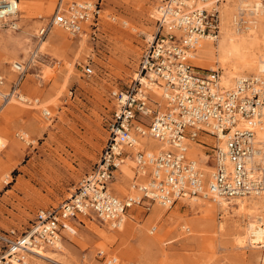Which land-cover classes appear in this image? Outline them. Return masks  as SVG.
Here are the masks:
<instances>
[{
	"label": "rangeland",
	"instance_id": "374dc122",
	"mask_svg": "<svg viewBox=\"0 0 264 264\" xmlns=\"http://www.w3.org/2000/svg\"><path fill=\"white\" fill-rule=\"evenodd\" d=\"M90 1L100 9L99 17L95 26L84 23L77 35L55 25L38 42L37 31L59 0H19L17 27L0 26V89L7 91L18 77L13 61L27 64L19 84L26 101L12 97L1 106L0 99V232H23L38 209L59 205L92 168L107 138L109 93L130 83L146 36L154 33L151 15L159 0ZM223 2L232 9L231 0ZM259 18L264 26V14ZM37 48L36 62L29 63ZM198 63L222 72L215 52L205 51ZM87 66L89 74L83 70ZM149 140L141 143L153 153ZM193 146L201 163V147ZM132 166L127 160L112 184L119 196L135 193ZM229 202L226 210L208 196L180 199L170 207L154 203L148 211L133 206L123 231L82 218L74 234L63 233L61 249L45 245L41 255L26 257L30 264H105L97 254L101 250L115 258L114 264H264L261 243L243 246L235 240L242 232L234 226L235 201ZM4 247L0 243V252ZM52 251V259L41 257Z\"/></svg>",
	"mask_w": 264,
	"mask_h": 264
},
{
	"label": "built area",
	"instance_id": "2783aa9c",
	"mask_svg": "<svg viewBox=\"0 0 264 264\" xmlns=\"http://www.w3.org/2000/svg\"><path fill=\"white\" fill-rule=\"evenodd\" d=\"M198 1L201 5L159 0L155 30L141 52L135 76L126 87L109 93L107 138L98 159L68 197L55 207L38 209L23 232H0L5 246L0 264H30L26 257L30 248H56L63 233L76 232L82 218L117 228L133 206L148 211L154 203L170 207L180 199L205 196L229 202L264 192V65L229 88L219 83L218 69L194 66L191 60L200 39L218 35L222 0ZM17 2L0 0V26L16 28L17 19L5 18L16 11ZM99 10L90 0H59L37 37H44L54 25L77 35L84 23L95 26ZM16 70L18 77L10 88L0 89L2 103L21 95L25 69ZM83 70L91 73L89 66ZM142 77L162 90V103ZM3 82L0 73V86ZM146 135L169 148L156 153L136 149L137 140ZM186 140L201 147L206 159L200 161L209 171L187 154ZM128 159L133 162L130 188L135 193L119 196L112 184ZM97 254L105 264H114L113 256L101 250Z\"/></svg>",
	"mask_w": 264,
	"mask_h": 264
},
{
	"label": "bare ground",
	"instance_id": "6f19581e",
	"mask_svg": "<svg viewBox=\"0 0 264 264\" xmlns=\"http://www.w3.org/2000/svg\"><path fill=\"white\" fill-rule=\"evenodd\" d=\"M223 1L224 0L220 1L219 3L220 19H219L218 35L213 39L210 38L200 39L196 47V51L192 56V63L193 65L198 66L199 55H202L203 53H205V51L215 52L216 61L218 62L220 68L222 69V72L219 73V83L223 87L229 88L233 86L237 78L249 76L247 74L250 72H253L250 75H256L257 73H259V71L264 65V39L261 38V36L264 35V26H262V24H259L260 22L259 17L260 15L264 14V0H231L232 9H228L227 7L223 8V6H225ZM226 1H230V0H226ZM190 2H195L197 5H201V3L198 0H190ZM206 4H210V0ZM156 11H158L157 7L153 9V13H152L153 15H151L152 17H155ZM18 13H19V0L17 2L16 11L6 16L5 19L7 18L17 19ZM237 15L240 17V20L245 22L244 25L245 29H242L240 20L239 21L237 20ZM243 30H246V32H244ZM146 37L148 40H150L152 38V34L149 33L147 34ZM42 39L43 38H38V42L42 41ZM208 41H212V42L214 41L215 45L214 46L210 45L211 43ZM37 52H38V48L32 51V53L29 56V61H28L29 63L36 62L35 57L37 55ZM12 67L14 69L16 68L25 69L27 67V64L23 65V63L15 60L12 63ZM142 82L151 86L154 99L162 103L164 100L162 96V90L156 85L149 84L148 80H146L144 77H142ZM23 98H24L23 95L19 96V99L22 100ZM9 101L10 99L8 101L1 103L2 104L1 106H4ZM205 137L207 138L208 141L212 140V138L209 135H206ZM258 137L261 138L262 133H259ZM146 138H150L147 147L148 150L153 149L154 151L153 153H156L160 149L169 148L167 145L161 144L160 142L156 141L155 139H153L148 135L144 137H140L137 140L135 148L136 149L141 148L147 151L146 147H144L143 143H141V140ZM24 140L25 142H28V136H26ZM185 142L188 144L187 154L198 161L199 156L197 157L194 154L193 145L195 144L198 147L199 145L193 141L186 140ZM199 150L200 152H203L201 148ZM204 159H206V154L203 152V154L200 156V160H204ZM128 161L132 162V160L130 159H128ZM200 166H202V169L204 171L210 170V167H208L207 165H203L201 163ZM214 198L218 203V205L224 210H226L229 207V205H231V203L226 201L225 199L218 197H214ZM233 200L235 201L233 204L236 205L237 208L236 211L238 213L237 216L238 219L235 220L234 226L235 227L239 226L242 232L241 235H238L235 238L237 243L239 245H242L247 241V243L249 244L261 243V245L259 246H264V192L256 196L237 198ZM160 206L165 207L164 205H160ZM159 213L161 212L159 211ZM125 220L126 219L123 218L122 222L119 223L117 229L123 231V226H124L123 224ZM61 248H62L61 242H57L56 248L54 249L59 250ZM41 250H42L41 247H32L29 249V253L38 256L41 255L40 254ZM54 254L55 252L52 251L48 254H43L41 257L50 260L52 259Z\"/></svg>",
	"mask_w": 264,
	"mask_h": 264
}]
</instances>
